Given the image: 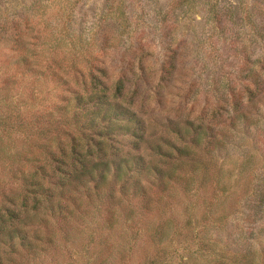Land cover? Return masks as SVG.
Wrapping results in <instances>:
<instances>
[{"label":"rangeland","instance_id":"rangeland-1","mask_svg":"<svg viewBox=\"0 0 264 264\" xmlns=\"http://www.w3.org/2000/svg\"><path fill=\"white\" fill-rule=\"evenodd\" d=\"M0 222V264H264V0H0Z\"/></svg>","mask_w":264,"mask_h":264},{"label":"trees","instance_id":"trees-1","mask_svg":"<svg viewBox=\"0 0 264 264\" xmlns=\"http://www.w3.org/2000/svg\"><path fill=\"white\" fill-rule=\"evenodd\" d=\"M111 118H113V119H115V120H117L118 119V117H117V115H113V116H111ZM136 131V130H135ZM135 131H134V134H135ZM105 136H108V134H106ZM2 222H0V227H2Z\"/></svg>","mask_w":264,"mask_h":264}]
</instances>
